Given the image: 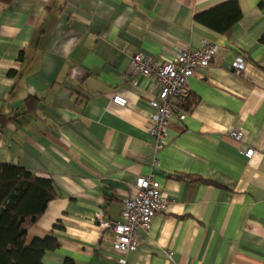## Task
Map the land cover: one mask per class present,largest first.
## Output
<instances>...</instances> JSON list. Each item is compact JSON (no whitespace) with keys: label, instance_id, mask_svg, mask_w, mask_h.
Instances as JSON below:
<instances>
[{"label":"crops","instance_id":"obj_1","mask_svg":"<svg viewBox=\"0 0 264 264\" xmlns=\"http://www.w3.org/2000/svg\"><path fill=\"white\" fill-rule=\"evenodd\" d=\"M225 1H0V162L53 182L25 235L57 240L42 264H119L95 214L120 221L123 197L150 174L168 205L128 264H264V0H236L241 17L226 33L195 20ZM204 39L217 52L189 77L192 105L171 115L154 161L157 90L130 57L170 59ZM117 90L124 107L110 100Z\"/></svg>","mask_w":264,"mask_h":264},{"label":"built area","instance_id":"obj_2","mask_svg":"<svg viewBox=\"0 0 264 264\" xmlns=\"http://www.w3.org/2000/svg\"><path fill=\"white\" fill-rule=\"evenodd\" d=\"M217 52V45L208 40H202L198 48L178 49L170 59L157 60L151 55L136 52L130 57V64L143 77H150L154 81L157 92L148 98L153 111L149 117L148 133L151 137L153 160L156 153L168 143V125L170 117L179 111L187 101L190 90L188 79L198 67L207 66ZM245 60L238 55L232 65L236 74L243 72ZM111 102L124 107L127 100L120 90L111 95ZM181 112L179 118L183 119ZM228 136L236 141L241 139V133L236 130ZM254 153L252 148L244 151L247 157ZM168 201L162 195L160 184L153 176L140 175L134 183V191L123 197L120 221L104 220L101 211L95 214V220L110 230L112 249L118 253L116 260L119 264H128L125 254L137 249L141 232L148 233L151 219L155 213L165 211Z\"/></svg>","mask_w":264,"mask_h":264},{"label":"trees","instance_id":"obj_3","mask_svg":"<svg viewBox=\"0 0 264 264\" xmlns=\"http://www.w3.org/2000/svg\"><path fill=\"white\" fill-rule=\"evenodd\" d=\"M194 17L213 30L226 33L240 19L241 12L236 0H227ZM261 40L264 42V36ZM191 105L189 95L182 106L187 109ZM55 195L50 178L38 177L21 166L0 162V264H42L45 250L58 246L51 235L25 243L28 228Z\"/></svg>","mask_w":264,"mask_h":264}]
</instances>
